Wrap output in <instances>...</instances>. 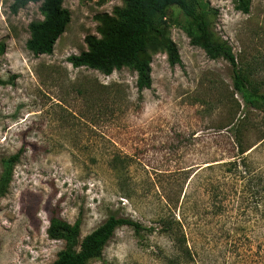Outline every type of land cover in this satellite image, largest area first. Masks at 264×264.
Instances as JSON below:
<instances>
[{"label": "rangeland", "instance_id": "obj_1", "mask_svg": "<svg viewBox=\"0 0 264 264\" xmlns=\"http://www.w3.org/2000/svg\"><path fill=\"white\" fill-rule=\"evenodd\" d=\"M201 1L214 39L264 95V0L249 14L236 0ZM14 2L0 0V178L3 161L21 157L0 198V264H55L66 242L50 238L52 219L81 220L84 239L111 216L143 230L118 228L88 264H264V106H247L232 66L191 44L182 11L165 22L182 65L154 55L140 95L131 68L105 76L68 62L124 0H65L71 21L39 57L27 41L42 3L14 14ZM181 228L192 258L176 250Z\"/></svg>", "mask_w": 264, "mask_h": 264}, {"label": "trees", "instance_id": "obj_2", "mask_svg": "<svg viewBox=\"0 0 264 264\" xmlns=\"http://www.w3.org/2000/svg\"><path fill=\"white\" fill-rule=\"evenodd\" d=\"M65 0H15L12 12L17 14L31 3H42V21L29 26L30 37L27 49L35 56L52 55L55 45L65 33L71 21V13L64 8ZM124 7L115 9L113 15L104 14L96 18L99 23V37L86 38L87 50L73 55L68 62L74 68H87L111 76L115 71L128 67L137 75V89L141 95L153 86V56L164 53L171 67L181 66L182 59L178 46L167 36L165 22L167 10L179 8L189 20L186 32L191 44L202 49L210 59L222 58L233 68L234 88L247 106L259 102L264 106V95L251 89L246 76L238 69L235 55L227 42H218L210 31L209 12L201 0H124ZM251 0H236V10L249 14ZM0 44V54L4 52ZM6 83L0 79V86ZM236 155H244L242 141H239ZM21 153L3 161L4 171L0 178V198L7 192L11 183L12 171L19 162ZM258 193L264 196V184L261 182ZM179 227L181 224L177 222ZM128 226L134 230H143L142 226L130 219L111 216L99 228L81 239V220L71 225L61 219L51 221L48 234L52 239H63L66 247L59 252L55 264H88L101 256L104 247L118 228ZM170 230V231H169ZM168 232H173L169 226ZM179 238L174 240L180 258H192L188 240L182 228L177 231ZM1 249V246H0ZM253 264H260L252 261Z\"/></svg>", "mask_w": 264, "mask_h": 264}]
</instances>
